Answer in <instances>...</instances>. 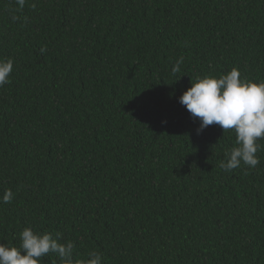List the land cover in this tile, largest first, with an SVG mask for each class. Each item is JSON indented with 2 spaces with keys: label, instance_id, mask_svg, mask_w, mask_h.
<instances>
[{
  "label": "trees",
  "instance_id": "16d2710c",
  "mask_svg": "<svg viewBox=\"0 0 264 264\" xmlns=\"http://www.w3.org/2000/svg\"><path fill=\"white\" fill-rule=\"evenodd\" d=\"M0 58V242L31 227L74 262L264 264V139L226 172L235 132L197 134L179 102L233 68L264 81V0H0Z\"/></svg>",
  "mask_w": 264,
  "mask_h": 264
},
{
  "label": "clouds",
  "instance_id": "9594fccd",
  "mask_svg": "<svg viewBox=\"0 0 264 264\" xmlns=\"http://www.w3.org/2000/svg\"><path fill=\"white\" fill-rule=\"evenodd\" d=\"M22 9L26 0H15ZM17 19V17H13ZM46 49L41 48L43 53ZM183 57L177 59L172 67L173 73L180 70ZM14 61L0 58V87L10 83ZM179 102L193 119L199 120L197 134L210 125H218L223 134L234 131L235 146L225 152V160L219 167L226 172L246 165L256 168L260 163L256 155L262 149L258 143L264 139V81L259 83L241 78L237 68L220 76L197 77L180 97ZM13 192L5 190L0 201L10 203ZM57 232H35L25 227L19 233V246H10L0 242V264H41V258L49 253L55 254L60 264H102V256L97 251L88 253L87 260H73L75 245L72 241L60 242Z\"/></svg>",
  "mask_w": 264,
  "mask_h": 264
}]
</instances>
